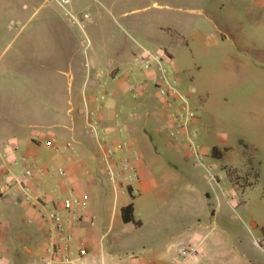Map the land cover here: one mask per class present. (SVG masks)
I'll return each mask as SVG.
<instances>
[{
  "label": "rangeland",
  "instance_id": "374dc122",
  "mask_svg": "<svg viewBox=\"0 0 264 264\" xmlns=\"http://www.w3.org/2000/svg\"><path fill=\"white\" fill-rule=\"evenodd\" d=\"M117 1L121 7L113 10L115 18L109 17L112 23L106 33L86 27L89 37L98 42L113 38L120 47L136 54L143 51L141 47L168 51L180 88L190 94V103L200 118L192 127L197 131L195 140L205 152V165L199 164L187 144H183L185 135L175 139L168 136L164 128L168 118L164 117L165 110L153 88L138 99L130 92L124 93L129 103L147 99L151 113L141 112L145 127L140 144L147 157L157 160V168L170 171V178H161L162 183L170 182L161 188L172 197L160 202L156 194L145 195L140 214L135 215L142 225L122 223L117 230L127 238L141 239L139 255L146 247L154 258L176 254L200 241L202 259L195 264H249L250 255L264 257L256 243L264 237V54L249 50L264 48V14L238 18L227 8L229 0H216L213 7L207 8L210 12L161 9L154 5L155 1L166 4L168 0ZM88 5L92 7L87 11L94 22L97 11L108 13L96 0H72L69 7L82 16L79 9ZM125 11L129 13L123 16ZM54 16H63L77 26L58 0H0V68L15 53L28 48L39 36L41 23ZM79 38L83 44L86 42L81 30ZM126 68L136 69L135 59ZM2 74L0 87L7 84L6 73ZM100 79L109 93L114 91L118 79L109 74ZM170 140L183 145L177 147ZM17 144L9 133L1 138L0 163H4L3 153ZM215 145L223 149L226 146L224 158L212 154ZM176 150L184 153L179 161L171 158ZM255 164L260 166L261 177L249 185ZM49 166L62 168L56 161ZM206 166L212 167L211 172ZM211 174L216 176L214 180L210 179ZM231 174L239 183L232 181ZM3 181L6 179L0 178V184ZM110 182L108 174L104 175V193L111 188ZM151 205L164 215L163 235L159 239L155 238L157 227ZM31 216L21 199L16 201L9 193L0 196V222L11 220L23 235L29 226H35L27 222ZM3 244L0 239V253ZM0 264H6L1 256Z\"/></svg>",
  "mask_w": 264,
  "mask_h": 264
},
{
  "label": "crops",
  "instance_id": "0c3cea01",
  "mask_svg": "<svg viewBox=\"0 0 264 264\" xmlns=\"http://www.w3.org/2000/svg\"><path fill=\"white\" fill-rule=\"evenodd\" d=\"M96 1L103 4L109 14L97 11V21L94 22L91 16L90 19L85 17L91 6L79 9L82 16L76 15L84 23V27L78 22L77 26H73L63 16H54L41 23L37 31L39 36L32 40L28 48L18 51L2 64L0 74L6 73L4 79L7 84L0 87V141L6 133L11 134L18 143V153L27 155L32 162L37 163L32 186L47 196L50 205L63 197L70 187L87 200L88 207L84 216L72 227V246L75 249L81 246L88 249L83 260L85 263L94 260L98 264H173L180 251L154 258L148 255L151 249L144 247L139 255L141 239L127 238L117 230L122 223L132 224L122 219L121 210L124 206L133 202L135 215L139 216L145 195L156 194L160 202L171 200L169 198L172 195L164 193L161 188L163 184L170 182L166 180L162 183L161 180L162 177L170 178V171H163L161 168L164 167L157 168V160L147 157L140 144L145 127L141 112L151 113L147 107V99L129 103L124 94L130 91L128 74L123 73V70H128L126 66L134 61L136 52L120 47L113 38L105 37L101 42L94 41L87 33L86 27L99 34L106 33L112 23L109 17L115 18L113 10L120 9L121 4L117 0ZM215 2L216 0H168L166 4L155 1L154 5L161 9L210 12L207 8L213 7ZM227 4V8L238 18L254 13L264 14V0H229ZM73 7L78 9L75 5ZM128 13L129 11H125L122 15ZM80 30L86 36L84 44L79 38ZM249 50L264 54V48ZM103 74L118 79L116 88L111 93L102 84L100 78ZM105 91L107 95L100 102L97 96ZM86 103L90 108L98 109L101 124L108 130V138L118 139V129L123 126L132 148L140 152V178L133 184L134 191L122 192L110 180L106 171L105 148L85 131ZM163 115L168 118L167 111ZM199 122L198 117L195 124ZM48 140L55 142L52 149L49 148L50 145L46 146ZM171 143L177 147L186 145L175 140ZM57 147L61 149L58 150ZM11 149L12 146L8 152H12ZM6 153L2 155L4 163H0V178L4 180L14 157V154L4 156ZM189 153L191 154L190 151ZM183 154L176 150L171 158L175 161L183 158ZM50 159L62 165L61 169L66 170V176L61 175L59 169L49 166L53 162ZM15 169L20 170L21 167ZM254 170L259 173L255 180L257 182L261 177L260 166L255 164ZM107 174L112 185L104 193L101 181ZM5 182L0 184V188ZM9 194L16 201L21 199L24 202L33 215L27 222L35 226H29L22 235L11 220L0 222V239L4 241L0 256L6 264H36V259L44 253L47 243L40 211L27 202L20 191ZM150 209L157 227L155 238L159 239L163 235L164 215L156 205H151ZM30 219L33 221L30 222ZM262 229L264 234V227ZM261 240L263 247H259L264 253V237ZM198 247L202 248L201 241L197 243ZM199 248L184 264H195L202 259ZM249 257V264H264V257Z\"/></svg>",
  "mask_w": 264,
  "mask_h": 264
},
{
  "label": "built area",
  "instance_id": "2783aa9c",
  "mask_svg": "<svg viewBox=\"0 0 264 264\" xmlns=\"http://www.w3.org/2000/svg\"><path fill=\"white\" fill-rule=\"evenodd\" d=\"M58 2L76 22L84 27V23L69 7L72 0H58ZM85 17L90 19L89 13H86ZM141 48L143 51L135 57L137 68L123 70V73L128 74L130 93L138 99L153 88L162 108L168 112V119L164 125L168 136L175 139L185 135L189 151L199 164L205 165V152L195 140L197 131L192 127L198 115L190 103V94L180 88L176 69L169 63L171 54L165 50L153 51L145 47ZM106 95V91L99 94L97 100L105 99ZM85 114V131L105 148L106 171L110 180L122 192L134 191L133 184L140 178L138 162L141 160V154L137 149L132 148L126 128L119 127L118 139L108 138V130L101 124L98 109H92L86 103ZM47 144L55 146L54 140H48ZM57 149L60 150L61 147ZM11 150L12 152L4 154L6 157L14 154V157L11 168L6 172V182L0 188V195L20 191L27 202L39 209L47 243L44 253L36 259V264H98L94 260L86 263L83 261L88 254L86 247L75 249L72 246L74 238L72 227L84 216L88 207L87 200L70 187L63 197L56 199L54 204L50 205L47 196L36 191L32 186L38 168L37 163L32 162L27 155L19 154L18 146ZM17 167L21 169H15ZM207 168L211 172L212 167ZM58 172L64 176L67 174L64 169H59ZM215 178L213 174L210 175L211 180ZM256 243L263 247L261 239ZM197 252V246H186L181 249L173 264H184Z\"/></svg>",
  "mask_w": 264,
  "mask_h": 264
},
{
  "label": "trees",
  "instance_id": "16d2710c",
  "mask_svg": "<svg viewBox=\"0 0 264 264\" xmlns=\"http://www.w3.org/2000/svg\"><path fill=\"white\" fill-rule=\"evenodd\" d=\"M213 154L216 157L224 158V156L227 154V148L220 149L218 146H215L213 148ZM252 173H253L254 178L249 185H253L255 183V180L259 177V173L256 170H253ZM230 176L232 177L231 179L234 183H239V180H237L233 174H231ZM121 214H122V219L124 220V222L126 223L131 222V223L136 224L137 226L142 225V221L138 220L135 216V209H134L133 202L124 206L121 210Z\"/></svg>",
  "mask_w": 264,
  "mask_h": 264
}]
</instances>
